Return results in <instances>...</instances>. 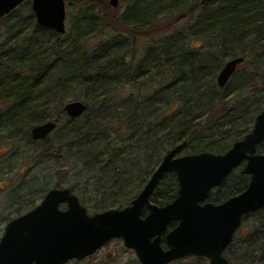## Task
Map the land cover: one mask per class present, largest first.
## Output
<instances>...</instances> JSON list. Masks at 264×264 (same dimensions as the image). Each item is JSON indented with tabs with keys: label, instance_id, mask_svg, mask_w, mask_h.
Segmentation results:
<instances>
[{
	"label": "trees",
	"instance_id": "16d2710c",
	"mask_svg": "<svg viewBox=\"0 0 264 264\" xmlns=\"http://www.w3.org/2000/svg\"><path fill=\"white\" fill-rule=\"evenodd\" d=\"M31 2L0 18V105H5L0 134L25 139L39 158L58 163L62 153L108 176V182L96 183L98 197L129 191L126 183L132 178L123 174L128 160L129 173L139 168L142 187L179 145L186 144L185 155L227 153L252 131L264 110V0H214L205 5L202 0H130L121 14L115 10L113 19L122 29L139 36L160 28L163 19L172 20L168 35L153 39L141 57L130 55L137 44L135 34L88 45L91 37L114 29L107 0H66L64 35L38 26ZM196 43L199 48H194ZM239 57L248 69L237 70L220 88L217 78L225 62ZM130 86L134 93L119 100L117 95ZM78 92L87 96L89 114L72 120L63 109ZM50 121L58 124L55 132L33 141L31 130ZM135 152L136 162L127 156ZM258 153L264 154V143ZM67 174L57 175L65 179ZM114 179L119 185L115 190L110 185ZM249 182L237 169L208 201L221 204L245 191ZM177 191L175 175H164L151 201L165 206ZM141 192L121 203V209ZM254 215L262 232L248 240L249 264H264V209L245 216L241 226ZM197 263L207 261L199 258Z\"/></svg>",
	"mask_w": 264,
	"mask_h": 264
},
{
	"label": "water",
	"instance_id": "95a60500",
	"mask_svg": "<svg viewBox=\"0 0 264 264\" xmlns=\"http://www.w3.org/2000/svg\"><path fill=\"white\" fill-rule=\"evenodd\" d=\"M212 1L202 0L201 4ZM25 2L0 0V18ZM110 6L117 8L118 0H110ZM31 9L38 26L59 35L66 33V0H32ZM243 62L239 57L226 63L217 78L220 88ZM87 109L85 103L72 101L63 111L76 120ZM57 126L54 121L35 126L32 140H45ZM263 143L264 110L252 131L223 155H181L186 144L179 145L164 157L142 192L124 209L90 215L71 189H52L39 206L8 223L0 241V264L83 261L117 239L135 252L140 264H171L190 257L205 258L209 264H229L225 252L244 217L264 209V154L258 153ZM240 168L250 177L247 189L221 204L208 202L211 192ZM167 174L176 177L177 196L158 206L151 198ZM172 223L176 226L169 230Z\"/></svg>",
	"mask_w": 264,
	"mask_h": 264
},
{
	"label": "rangeland",
	"instance_id": "374dc122",
	"mask_svg": "<svg viewBox=\"0 0 264 264\" xmlns=\"http://www.w3.org/2000/svg\"><path fill=\"white\" fill-rule=\"evenodd\" d=\"M107 1L110 6V0ZM128 1L130 0H118L117 8H112L110 6L111 11L107 13L109 14L108 16L111 17V28L114 29H107L104 32H100L96 36L91 37L89 39V46L94 47L97 43L103 42V40L115 36L127 35L129 33L138 36L132 30H129L125 27L122 29L121 26H117L113 19L115 10H118V12L121 14ZM73 11L74 13H77L76 8L73 9ZM170 21L172 20L169 18L163 19L162 25L159 26L160 28H156L151 32H142L139 34V36L136 37L137 44L136 46H133L134 52L130 53L131 57H141L144 53V50L153 41V39H158L160 36L168 35V25ZM113 25L115 26L113 27ZM176 27L178 26L176 25ZM123 38L124 36L120 37V39ZM2 42V31L0 29V45ZM207 42V44L210 45V42ZM199 46L200 43H196L194 48H199ZM231 60L232 59H228L225 64ZM248 60L249 59H247V61ZM248 66L249 64L245 61L238 66L237 70L241 71L248 69ZM122 90L123 91L121 94L117 95L119 100L127 97L131 93H134V88L131 86ZM75 95L73 94L70 96V99L67 103L72 101H81L88 105V102H86L87 96L84 93L78 92ZM4 107L5 105H0V112L3 111ZM85 114L79 119L83 120ZM88 114L89 112L87 115ZM5 136L6 135H2V133L0 134V239L4 234L8 223L20 216L27 214L39 206L44 199L43 196H41L42 193H48L50 190L56 189L55 186L60 180H62L61 187H58L57 189H71L73 193L79 198L81 204L86 207L90 215L101 213L96 212V207H107L106 210L121 209L119 206L121 203H126V201H129L132 198L134 199L140 190H143V188L146 186L145 184L144 186L140 187L139 182H137L139 180V168H137V171L133 169L132 171L134 172L132 174L129 173L127 169H130V160H128L126 167H123V174L128 173L127 177L132 178L131 181L126 183V188L129 189V191L125 190L118 195L108 194L103 198L102 195L98 197L99 192L97 190L96 183L108 182V176H103L98 171L91 172V169L83 166L80 160H75L72 158L69 159L67 156H65V154L62 153L58 154V156L63 155L61 156L62 158L60 161H58V163L55 160L51 161V159L46 158V156L39 158L41 154H37V152L33 150L35 147H33L31 144L29 145L25 139L14 141L6 139ZM116 141H118V139ZM63 152H65V150H63ZM181 155H185L184 150ZM127 156L133 158L132 161H137L138 156L136 152L132 156L129 154H127ZM240 170L242 169L240 168L239 171ZM59 172H67V177L65 179L60 178V176L57 175ZM99 179L101 180L99 181ZM116 182L117 179H114L110 182V185L114 188V190L115 188L119 187ZM12 192H14V196L10 197ZM15 197L17 198L13 199ZM62 208L65 209V207ZM258 218L259 217L257 215L250 217L247 222L243 224V226H241L237 231L234 237L235 241L231 249H229L225 254V256L231 261V264H243L244 262L245 264H249L251 262L250 254L247 253L250 252L252 248H248V250L246 248L249 246L248 240L251 237H255L257 233L262 232L261 223L258 222ZM172 224L176 226V223ZM172 224L169 226V230L175 227L172 226ZM163 246L165 247V243H163ZM243 249L245 252L244 256L242 255ZM197 259L199 258L190 257L175 261L171 264H198ZM206 261L207 264H209L207 259ZM68 264H140V262L135 252L126 249L123 241L117 239L105 245L92 257L81 262H70Z\"/></svg>",
	"mask_w": 264,
	"mask_h": 264
},
{
	"label": "flooded vegetation",
	"instance_id": "af4514ba",
	"mask_svg": "<svg viewBox=\"0 0 264 264\" xmlns=\"http://www.w3.org/2000/svg\"><path fill=\"white\" fill-rule=\"evenodd\" d=\"M209 202V201H208ZM4 235V234H3ZM3 237V236H2ZM2 239V238H1ZM1 239H0V241H1ZM229 248V247H228ZM226 252H227V250H226ZM226 252H225V254H226ZM95 255V254H94ZM92 257V256H91ZM90 258V257H89ZM227 258V257H226ZM86 259H88V258H86ZM85 259V260H86ZM228 259V258H227ZM229 260V259H228ZM84 261V260H83ZM71 262H81V261H71ZM230 264V263H229Z\"/></svg>",
	"mask_w": 264,
	"mask_h": 264
}]
</instances>
